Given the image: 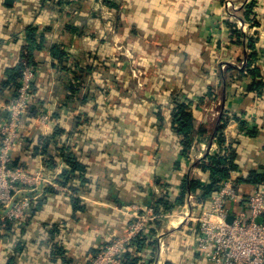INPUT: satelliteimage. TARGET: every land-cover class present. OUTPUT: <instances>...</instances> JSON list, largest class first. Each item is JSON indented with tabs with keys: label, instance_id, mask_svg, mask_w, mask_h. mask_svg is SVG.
Listing matches in <instances>:
<instances>
[{
	"label": "crops",
	"instance_id": "0c3cea01",
	"mask_svg": "<svg viewBox=\"0 0 264 264\" xmlns=\"http://www.w3.org/2000/svg\"><path fill=\"white\" fill-rule=\"evenodd\" d=\"M57 1L0 0V127L7 117L6 104L16 93L15 85L8 80L27 44L28 26L35 25L39 38L42 37V45H34L33 57L37 68L34 99L22 125V138L17 144L15 157L19 158L25 171L42 172L46 180H55L68 168L67 162L56 154V146L52 145L51 151L57 156L58 164L48 170L45 156L36 147L42 148L41 140L51 136L58 126L70 132L75 129L76 132L68 133L64 140L76 144V151L88 164V174L93 181L89 193L80 196L87 209L77 212V218H73L70 199L73 192L60 183V186L54 185L59 192L45 196L46 201L21 235L28 245L38 238L45 222L66 219L70 227L66 240L68 264H80L84 251L101 249L107 240L116 235L124 236L129 231L136 218L131 206L152 207V200L160 196L176 202L185 178L196 177L207 182V174L196 164L208 153L217 151L215 133L224 109L239 116V120L230 118L225 133L236 139V163L242 174L254 169L260 173L264 171V89L259 95L248 91L253 76L244 75L238 78L235 86L224 89L227 105L220 109V116L213 117V101L207 106L194 107L196 128L204 126L208 132L195 136L189 154H181L170 117L166 115L161 126L162 121L157 117L159 110L166 111L171 100L170 91L165 87L168 80L161 78L162 73L179 69L182 81L179 78L177 81L194 89L196 79L202 78L207 69L199 67V63L209 62L205 60L206 55H199V51H208V55L213 52L205 42L212 26H217L221 20L219 4L214 7L211 0H125L121 2L123 10H116L119 23L111 29L108 21L99 17L95 7L98 0H70L62 6L57 5ZM238 1V11L242 13L252 0ZM250 16L252 19L249 20L243 13L239 14L238 27L245 34L257 38L258 58L253 65L261 67L260 78L264 81V0H256L255 12ZM255 19L258 24L254 23ZM99 37L104 38L105 56L113 52L116 44L128 51L116 57V64L128 67L132 80L137 74L131 72V62L128 61L139 60L143 70L139 69L137 75L140 80L136 92H132L131 83L122 87L111 84L118 78L114 71L104 84H107L108 91L101 95L98 93L86 104L67 102L66 81L70 73L62 69L52 48L60 45L68 53L70 64L73 61L82 63L85 62V53L94 42H98ZM246 53L245 45L238 43V61L243 63L238 66L246 63ZM150 62L159 65L160 72L154 68L149 77L145 67ZM209 79L206 86L210 84ZM160 82H163L161 86L158 85ZM201 91L190 90L185 96L195 101L196 97L203 96ZM40 115L46 116L45 124L37 121ZM79 115L84 119L78 125L76 116ZM241 121H244L243 126ZM253 129L256 131L254 134L248 133ZM47 185L38 184V192L41 194ZM259 187H264V182L242 183L235 188L239 196L246 197ZM183 201L172 211L160 206L156 213L177 214L194 209L195 205L200 206L191 192ZM0 215L3 217L5 213ZM164 219L154 222L150 237L142 236L148 241L157 240L155 246H143L139 255L145 258L144 264H210L196 250L190 224L182 222L183 217L174 221ZM2 234L0 229V264H5L10 252V238ZM20 262L45 264L39 259L33 244L20 257Z\"/></svg>",
	"mask_w": 264,
	"mask_h": 264
},
{
	"label": "trees",
	"instance_id": "16d2710c",
	"mask_svg": "<svg viewBox=\"0 0 264 264\" xmlns=\"http://www.w3.org/2000/svg\"><path fill=\"white\" fill-rule=\"evenodd\" d=\"M70 0H58L57 5L62 6ZM110 6H113L115 9H120L121 6L117 2L111 0H104ZM256 9V0L249 2L244 10V18H250L252 13ZM256 15V13H255ZM255 24L259 22L255 19ZM236 24L231 23L232 36L236 37V43L244 44L247 50L246 53V63L240 67L234 64H228L227 71H231L232 75L228 78L226 76V86L229 85L232 81L244 75L253 76V81L248 86V91L256 92V95L263 93L264 81L260 78L261 76V67L257 64L253 65L257 61V38L251 35H247L243 32L241 28H234ZM38 28L35 25L28 26L27 29V44L24 46V50L21 54V58L15 70L13 71L11 78L8 82H11L15 85V90L20 83V78L23 72V69L26 64H34V45L41 47L42 37L39 38ZM104 38L99 37L98 42L93 43V47L90 46L88 53H85V62L79 63L73 61V64L69 63L68 53L63 47L54 46L52 48L53 55L60 60V66L63 70L67 71L69 78L66 81L67 85V97L66 101L75 103L80 102L81 104L88 103L91 99H95L97 94L108 91L106 90V82L110 77V73L114 72L113 68L108 64H100L98 57L101 53H104L103 48ZM105 54V53H104ZM107 55V54H106ZM105 56V55H104ZM63 58L65 60L63 61ZM109 61V59H108ZM35 65V64H34ZM253 65V67H251ZM167 67L169 66H162ZM155 67L152 65H147L145 69L147 73L152 72ZM170 73L179 78V81H182V74L180 70H170ZM233 73H238L236 76ZM118 73L116 72V75ZM174 78V77H172ZM174 85L170 91V104L166 108L165 112L159 110L157 117L162 121L161 125H164L165 116L170 117L171 129L178 137V146L181 154H189L195 136L199 134H207L208 130L201 126L199 129L196 128V114L195 108L199 107L204 101V96L200 97L198 102H195L191 98H182V91L176 90L178 87L176 84L178 81H173ZM176 83V84H175ZM115 85V82H111ZM93 91H92V90ZM15 91V92H16ZM209 93H213V88L209 86ZM181 95V96H180ZM32 105V104H31ZM31 110V107H30ZM166 113V114H163ZM85 116V114H83ZM83 115L76 116L77 124H82ZM230 118L239 120V116L233 112L224 109L220 116V121L218 123V128L215 133V139L217 141V151L214 154L208 153L203 158H201L196 166L208 176L207 182H202L199 178L192 177L191 179L185 178L180 186V191L178 193V198L176 202H171L166 196L156 197L152 200V207L158 212L159 207L162 206L167 210H174L177 206L183 204V200L186 198L188 192L195 195L200 206L195 205L194 210L198 211L200 208H205L209 206L210 199L213 195L220 189L222 183L227 179H232L234 186L238 188L242 183H257L264 182V171L257 172L255 169L248 172V174L243 175L240 169V166L236 163L237 152L234 147L235 138L228 137L225 133V129L228 125ZM243 122L240 124L243 126ZM243 128V127H242ZM80 130H77L79 132ZM76 130L73 129L71 132L67 131L65 128L58 126L55 132L41 140V146H37L36 149L45 156L46 168L53 169L58 164L57 156L51 151L52 145L56 146V154L62 156L68 164V168L63 170V172L55 179L57 183H60L62 186H68L70 191L73 193L70 195L71 205L73 208V218H77V212L86 211L87 205L84 199L81 196L82 193H89L90 184L92 183V178L88 174V164L85 163L78 155L76 151V144H73L72 141H65L64 138L66 135L75 133ZM256 131L249 130L248 133L254 134ZM74 137V135H73ZM17 149V147H16ZM14 150L12 165L14 168L24 169V166L21 165L19 158L15 157ZM178 163V162H177ZM59 191L54 187V185H47L39 197L32 203L24 216L17 219L3 218L0 215V229L3 230V237L10 238L8 243V249L10 250L8 259L5 261V264H22L20 262V257L31 245H34L36 253L39 255V259L42 260L45 264H68L69 259L67 256L66 250V240L70 234V227L68 226V221L64 220H54L47 221L42 226V232L36 240L31 242V245L27 244L26 241L21 239V235L26 231V225L29 223L31 218L35 216L38 209L44 204L45 196L48 194H56ZM250 195V194H249ZM249 197V196H246ZM244 196V198H246ZM196 207V208H195ZM117 236V235H116ZM115 237V236H114ZM113 239V238H112ZM111 239V240H112ZM107 240L101 249H90L83 252V257L80 259V264H91L93 258L101 252L105 246L111 241ZM134 248H128L125 255L130 264H144L145 258L139 255L143 249V246L151 245L155 246L156 241H148L146 238L141 235L134 240ZM19 259V261H18ZM38 261V260H37Z\"/></svg>",
	"mask_w": 264,
	"mask_h": 264
},
{
	"label": "built area",
	"instance_id": "2783aa9c",
	"mask_svg": "<svg viewBox=\"0 0 264 264\" xmlns=\"http://www.w3.org/2000/svg\"><path fill=\"white\" fill-rule=\"evenodd\" d=\"M36 76V65L26 64L13 99L6 104L7 117L0 127V211L8 209L3 218L11 220L23 217L39 197L38 184L60 186L53 179L46 180L42 172L31 173L12 166L14 150L22 138V125L34 99ZM37 121L45 124L46 116L40 115ZM130 208L136 218L129 231L115 236L91 264H130L125 252L135 246L134 240L140 235L150 237L157 219H177L181 213L182 222L190 224L196 250L210 264H264V187L244 198L239 196L233 181L227 179L209 206L198 211L186 209L158 215L152 207ZM231 215L234 218L229 222ZM157 237L161 238L160 233Z\"/></svg>",
	"mask_w": 264,
	"mask_h": 264
},
{
	"label": "rangeland",
	"instance_id": "374dc122",
	"mask_svg": "<svg viewBox=\"0 0 264 264\" xmlns=\"http://www.w3.org/2000/svg\"><path fill=\"white\" fill-rule=\"evenodd\" d=\"M111 1L117 2V4L121 6V11L123 10L122 3H124L125 0H111ZM211 1H213L212 6L214 7H218L216 6V4L220 5L219 7L221 8L220 10L222 12V17L221 20H219L217 26H212V30L210 31L209 36L205 42L206 45L212 48L213 52H210V55H208V51H202V50L199 51V55L201 56L206 55L205 60L209 61V62L199 63V67H206L207 69L204 70L202 74V78L196 79L195 83L197 85L194 87V89L192 88V86L189 87L187 86V84H183L180 82L175 84L178 86L176 87L177 88L176 90H180V92L182 91V95H184L182 96V98L184 97L187 98L185 95H188L190 90L192 91L202 90L204 92L203 94L204 101L203 103H201V105L207 106L208 104H211V102L213 101L212 102L214 109L213 117L214 116L216 117V116H220V112H221L220 109L223 108V106L227 105V102L224 97V89L229 90L230 87L235 86L238 82V76H236L238 73H233L236 76L235 77L236 80L232 81L229 85L226 86V81H225L226 76L228 78L230 75H232L231 71H227L228 64H231L230 62H234L237 66L238 64L239 65L243 64L242 62L238 61V43L235 42L237 40L236 37L234 35L232 36V29L230 24L234 23L236 24L234 28H238V23H239L238 15L239 14L242 15V13L244 14V12L239 13L238 0H211ZM105 5L106 4L104 3V0H98V3H95V7L98 10L99 17H102L105 21L107 20L108 21L107 25L109 26V28L112 29L114 25H117V23H119V20L116 17L117 16L116 10L118 9H115L114 7L107 5L106 7ZM116 45L117 46L115 47L117 49L115 48L109 56H104V54L101 53L102 51H99L100 53L98 57L99 63L104 64L108 62V64L113 68V71L118 73V78H115L114 81L115 86L122 87L123 84L129 86V84L131 83L134 89L132 90V92H136L135 89L137 88V84L139 82L138 80H140L137 75L139 74V69L143 70L142 68L143 66L141 64H138L139 60L137 62L133 61V59L131 61H128V63L131 62L130 64L131 72L137 74L133 80L132 78L130 79L129 76L131 74L129 75V73L127 72V70L129 71V68L121 64H116L117 62L116 57L119 54L125 55V53H127L128 51L123 50V48H121L119 44ZM123 63L124 62H122V64ZM146 65H152L155 67L157 71L160 72V66L155 65L154 62H150ZM150 76L151 73L149 74V77ZM210 77L212 78L209 79ZM161 78H163L164 81L168 80L165 86L167 90L173 88L174 82H172V80L177 81V78L173 76L171 73H165L164 75L162 73ZM206 78H208L210 82V84L208 83L207 86L206 83L208 79L206 80ZM161 84H163V82H160L158 85L161 86ZM142 85L140 87H142ZM209 86L213 88V93L208 92ZM155 88L159 89V87H155ZM136 95L138 96V98L142 99V97H139L140 96L139 93H136ZM199 100L200 97H196L195 101L198 102ZM180 216H183V214L182 213L179 214L178 217ZM174 219H175L174 217L172 218L170 217V218H165L163 221H167V220L174 221Z\"/></svg>",
	"mask_w": 264,
	"mask_h": 264
},
{
	"label": "water",
	"instance_id": "95a60500",
	"mask_svg": "<svg viewBox=\"0 0 264 264\" xmlns=\"http://www.w3.org/2000/svg\"><path fill=\"white\" fill-rule=\"evenodd\" d=\"M7 211H8V209L7 210H2V211H0V213H6ZM233 218H234L233 215L229 216L228 221L232 222ZM261 220H262V218H260L259 221H261Z\"/></svg>",
	"mask_w": 264,
	"mask_h": 264
}]
</instances>
